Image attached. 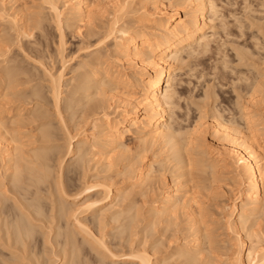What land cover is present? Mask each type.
<instances>
[{
  "label": "bare ground",
  "instance_id": "obj_1",
  "mask_svg": "<svg viewBox=\"0 0 264 264\" xmlns=\"http://www.w3.org/2000/svg\"><path fill=\"white\" fill-rule=\"evenodd\" d=\"M146 1L0 0V264H219L229 241L218 246L208 208L224 173L241 186L240 200L223 210L235 235L224 252L235 264H264V56L255 59L247 43L264 49V0H245V16L233 13L239 31H225L245 37L233 48L246 66L239 71L222 50L229 40L217 29L230 22L216 0H149L152 13ZM52 28L62 63L54 72L42 50ZM68 34L85 51L72 66ZM209 52L223 53L213 70L219 85H239L240 120L210 102L208 82L192 134L181 139L174 123L185 79L176 69L184 54ZM113 58L122 66H110ZM120 99L117 112L108 101ZM208 123L221 148L215 161L203 149ZM128 136L139 144L135 155ZM167 165L173 179L156 194Z\"/></svg>",
  "mask_w": 264,
  "mask_h": 264
},
{
  "label": "rangeland",
  "instance_id": "obj_2",
  "mask_svg": "<svg viewBox=\"0 0 264 264\" xmlns=\"http://www.w3.org/2000/svg\"><path fill=\"white\" fill-rule=\"evenodd\" d=\"M169 0H164V3L166 4V6H169L168 4H169V2H168ZM218 3H219V7H220V9H221V13H223L224 15H225V17H227L226 18V20L228 21V22H230V23H228L229 25L227 26V28H226V30H223L222 31V29H217V30H219L220 31V34H221V37H223L222 38V40H229L230 42H232V40H233V42L234 41H236V42H232V43H230L229 41H227V42H225V46L223 45V43H222V45L224 46H221V48L223 47V53H225V54H232L229 58L230 59H235L234 61H232V65L233 64H235L234 66H236L237 68V71H239V70H243V69H245V64L244 63H242V61L240 62V60H239V62H238V57L237 56H235L236 55V51L235 50H233V48L235 49V48H237V46H242V45H240V44H243V41L245 40V37H242L243 39L241 40V37H239L238 39H237V37H234L233 35H231V36H229V37H227V33L226 32H234V33H237L239 30H238V28H236V27H234L235 25L233 24L234 23V18H233V16H234V14H235V16L237 15V16H240V17H242V15L243 16H245V13H244V11L245 10H243L244 9V3H245V0L243 1V0H216ZM221 1H223V2H221ZM230 1H231V3H230ZM250 3L252 2L253 4L252 5H254V3H256L257 4V2H255V1H257V0H248ZM254 1V2H253ZM259 2L261 1V0H258ZM225 2L227 3V4H225ZM258 2V3H259ZM228 3H229V5H228ZM232 3H233V5H232ZM231 4V5H230ZM254 5V6H256L257 7V5ZM143 5H146L145 7L147 8V10L149 9V13H152V11H153V2L151 3L149 0H147L146 2H143ZM142 5H137V7H141ZM253 6V7H254ZM180 7V6H179ZM188 9V7H187V5H182V7H180L178 10H180V17H185V11ZM230 11V12H229ZM231 13V14H230ZM234 13V14H233ZM135 13H133V15H132V13H131V16L130 17H140L139 15H140V13H137V14H135ZM142 14V13H141ZM130 15V14H129ZM126 18L127 20L128 19H131V18ZM216 22H218V21H216ZM261 23V22H260ZM233 25V26H232ZM228 29V30H227ZM52 30V33L51 34H49V36H47V41H48V44L50 45V46H48V47H42V50H45V52H46V50L48 51V53L50 52V54H52V59H45V61L48 63V65H49V67H50V65H51V67L53 68H51L52 69V71L54 72V71H56L55 69H57L58 67L60 68L61 67V65H62V63H61V57L59 56L58 57V52H57V50H58V33H57V31L55 30V28H52L51 29ZM253 30H255V28H252V29H250V30H248V29H246V32H248L247 33V35L248 34H250ZM226 31V32H225ZM224 33V34H223ZM54 36V37H53ZM225 37V38H224ZM230 38V39H229ZM67 40H68V43H67V45H66V50L64 51V53H65V55H69L71 52L72 53H74V60L72 59V57H71V59L70 58H68V56H67V58L68 59H70V62L68 63L70 66H72V65H74L75 63H77L80 59L82 60V58H83V55H85V51L84 50H81L80 52L78 51V39H76V38H71V35L70 34H68V36H67ZM54 41V42H53ZM113 40L111 41V40H109V42H108V44H110L109 45V47L107 48H105V49H112L113 48V46L111 47V44H113ZM229 42V43H228ZM241 42V43H240ZM249 42V43H248ZM57 43V44H56ZM235 43H236V45H235ZM247 43L249 44V46H251L250 48L254 51V56L253 57H255V59H257V60H262L263 59V57H262V59H261V55L263 54V56H264V49H257V48H255L253 45H252V43H251V41H250V38L247 40ZM226 44H227V46H226ZM239 44V45H238ZM56 45V46H55ZM213 46H215V43L213 44ZM243 47V46H242ZM241 47V48H242ZM253 47V48H252ZM47 48V49H46ZM215 48V47H214ZM213 48V49H214ZM24 50H26L27 49V47L24 45V48H23ZM109 49V50H110ZM226 49V50H225ZM24 50L22 51V49L21 50H19V48L17 47H15L14 49H13V51H12V55H14L13 57H17L18 56V60H19V58L20 59H23V58H21V57H24ZM263 50V51H262ZM14 51L17 53V56H16V54L14 53ZM76 51H77V54H76ZM215 51V50H214ZM225 51V52H224ZM229 51V52H228ZM22 52H24L23 54H22ZM261 52V53H260ZM263 52V53H262ZM83 53V54H82ZM215 54H216V52H214ZM214 53H206V55L205 54H201L200 56H198L197 57V55H192V56H188V55H186V54H184V59H182V65L180 66V67H177V69H176V74H178L177 75V78L178 79H185V81L184 82H182V85H179L178 86V90H180V95L182 96L181 97V101H180V104H181V109H179V108H177L176 110V112H175V118H176V122L174 123V125H175V128L177 129V131H178V133L180 132V134H181V139H183L184 137H185V139L187 138V135H188V137L192 134V130H190V129H193V126L195 125V122H196V115H198V110H197V105L196 104H198V101L200 102V100H202L201 98H203V94H205V89H206V85L207 84H209L210 83V85H212V84H214L215 86H214V94H215V96H213V98H211L210 99V102H213V105H214V103H215V106H217L216 108H219V109H224L223 107H224V105H225V109H226V111H224L223 113L226 115V116H228V117H231V118H236L237 120H240V119H238L239 117H240V115H238L239 114V112H238V109H237V107H235L236 105H234V102H236V100H237V94H238V90H239V92L241 91L240 89H239V85H237L236 87H234L232 84V78L231 77H235V76H233V74H230V73H228L227 75V78H231V79H229V81H227L228 79H226L224 82L225 83H227V82H229V84H225V86L222 88V86L221 85H219V84H221L220 83V80L218 81V80H216L217 78H216V76L214 77L213 75H216V73L218 72V69H217V71L215 70V71H213L214 69H215V65H219V67L221 68V66L220 65H222L220 62H218L219 64H217V60H218V58L220 59V57L223 55V53L219 56H217L216 57V55L214 54ZM11 55V56H12ZM19 55H21V56H19ZM54 55V56H53ZM82 55V57H80ZM210 56V57H209ZM229 56V55H228ZM258 56H260V57H258ZM57 57V58H56ZM78 57V58H77ZM214 57V58H213ZM257 57V58H256ZM212 58V59H211ZM222 58H223V56H222ZM221 58V59H222ZM67 59V60H68ZM110 59H112V58H110ZM114 60H116V59H114L113 58V62L112 61H110V63H109V60H108V64H111L110 66H112V64L114 65V66H117V65H121L122 66V64H120L119 62H117V61H114ZM214 62H213V61ZM77 61V62H76ZM221 61V60H220ZM51 62H52V64H51ZM234 62V63H233ZM72 63V64H71ZM118 63V64H117ZM242 63V64H241ZM26 64H28L27 62H26ZM25 64V65H26ZM30 64H33V63H30ZM54 64V65H53ZM125 64V63H124ZM127 64V63H126ZM125 64V66H127V67H129V65L127 64L126 65ZM244 64V65H243ZM29 65V64H28ZM213 65H214V67H213ZM262 65V66H261ZM261 65H259V66H261V68H264V64L263 63H261ZM240 68V69H239ZM70 68H68L67 69V71L69 70ZM247 69V68H246ZM219 71H220V69H219ZM200 72V73H199ZM213 72H215V74L213 73ZM197 73V74H196ZM202 73H204V74H202ZM208 73V74H207ZM39 74V76H40V73H38ZM199 74H200V76L202 75V83H198L199 82V80H197V77L199 76ZM197 77H196V76ZM232 75V76H231ZM38 76V75H37ZM71 76V73H70V75H68L67 74V76H66V78H69ZM180 78H179V77ZM216 78V79H215ZM181 79V80H182ZM200 79V78H199ZM234 79V78H233ZM215 80V81H214ZM190 82V83H189ZM209 82V83H208ZM219 82V83H218ZM234 82H236V81H234ZM232 83V84H231ZM240 84H241V82H239ZM239 83H237L236 82V84H239ZM231 84V85H230ZM229 85V86H228ZM228 88H227V87ZM231 86V87H230ZM221 87V88H220ZM226 87V88H225ZM240 87H241V85H240ZM233 88V89H232ZM234 88H236V89H234ZM238 88V89H237ZM223 89V90H222ZM222 90V91H221ZM237 91V92H236ZM201 95V96H200ZM229 100V101H228ZM112 100H109L108 101V103H110V104H112V106L114 107V105L115 106H117V105H119V107L117 108V112H121L122 110H123V106H122V103H123V101H122V99H120V100H117V101H113V102H111ZM224 102V103H223ZM217 103V104H216ZM228 104H230V105H228ZM232 104V105H231ZM189 105V106H188ZM223 105V106H222ZM227 105H228V110H229V106L231 107L230 109H232L233 110V115H231L232 113H231V111L229 110H227ZM233 107V108H232ZM178 109H179V111H178ZM183 109V110H182ZM178 115H177V114ZM177 116V117H176ZM209 120V119H208ZM208 127V130H207V134H206V137H207V141L205 142L206 144L204 145V148L203 149H205L206 151H207V156H206V158L208 159V160H211V161H215L216 159H220V157H219V155H218V153H220V150H221V148H219L220 146L218 145V143L213 139V137H212V135L210 134V131H211V127H210V125H209V123H208V125L206 126V128ZM179 129V130H178ZM188 130H190V131H188ZM188 131V132H187ZM181 132H183V133H181ZM185 132H186V134L187 133H190V134H185ZM183 134V135H182ZM186 135V136H185ZM126 144L127 145H129L128 147H130V149L132 150L131 151V153L132 154H136L137 153V151L139 152V149L137 148V147H139L138 145V142H137V140L134 138V137H132V136H128V138H126ZM204 144V143H203ZM199 146V145H198ZM200 146H202V142H201V145ZM157 146H155V149H156V152L157 151H159L158 149H159V147H157ZM165 150V149H164ZM164 153V155H167V152H163ZM153 154H154V152H152V151H150L149 153H148V156H147V158H146V160H150L151 159V157L153 156ZM152 155V156H151ZM133 156V155H132ZM209 156V157H208ZM163 158V157H165V156H163V155H160L159 156V159L160 158ZM161 158V159H162ZM210 158V159H209ZM214 159V160H213ZM223 164V163H222ZM156 166H157V164H156ZM169 167V165H167L166 166V171H165V173H163V175L164 176H166V177H161L160 179H162V180H159V179H155V182H154V189H155V192H156V190H158L159 192H160V190H161V188H162V186H164L165 187V183L166 182H171L172 181V179H173V174L171 173V169H170V167ZM169 169H170V171H169ZM224 176H225V179L227 178V176L228 175H231L232 176V174H223ZM227 175V176H226ZM228 177H230V176H228ZM117 178V177H116ZM224 179V180H225ZM118 180V181H117ZM117 180L115 179V182L117 181V185L118 186H125L127 183V180H124L123 179V177L122 176H118V178H117ZM121 180V181H120ZM163 180H165V181H163ZM167 180V181H166ZM223 180V181H224ZM131 181V180H130ZM221 182V184H219L220 186H217V190H219V192L217 191V192H215V195H214V198L212 199V200H210L209 201V208H208V211H209V213H214V216L213 217H215V218H212V215H210L211 216V219L210 220H214V227H216L215 229H216V235L218 236V235H221V236H219V237H217V240L220 242V245H218L220 248L224 245L223 243H225L226 242V240L227 241H229L230 242V240L231 241H233L234 240V237L233 236H235L233 233H231V231L229 230V229H227V228H224V226H225V211H224V214H223V210L225 209V207L227 206V205H234V203H235V201L237 200V201H239L240 199H239V195H240V188H241V186L240 185H238V183H235L232 179H226V181L225 182ZM119 182V183H118ZM121 182H125L126 184H124L123 185V183H121ZM160 182V183H159ZM161 182H163V183H161ZM234 182V183H233ZM121 183V184H120ZM158 188H157V187ZM163 187V188H164ZM157 188V189H156ZM162 188V189H163ZM219 188V189H218ZM137 191H139V189H136ZM135 190V191H136ZM156 192V194L157 193H159V192ZM163 191V190H162ZM161 191V192H162ZM215 191V190H214ZM160 192V193H161ZM214 193V192H213ZM217 194V195H216ZM218 198H217V197ZM141 196H139V199L138 200H140V202L141 203H143V199H142V197L140 198ZM138 198V197H137ZM214 200H215V202H214ZM212 202V203H211ZM214 202V203H213ZM212 209V210H211ZM214 209V210H213ZM184 216V215H183ZM182 216V214L180 213V215H179V219H178V222L179 223H184V218H185V216L183 217ZM182 217V218H181ZM224 218V219H223ZM261 219H263V221L261 220ZM260 219V223H262L263 224V222H264V216H262V218ZM183 220V221H182ZM216 220V221H215ZM224 220V221H223ZM181 221V222H180ZM262 221V222H261ZM218 222V223H217ZM182 223V224H183ZM217 223V224H216ZM216 224V225H215ZM261 225V224H260ZM220 226V227H219ZM263 226V228L262 229H264V225H261V227ZM217 227H219V228H217ZM226 227V226H225ZM218 230H220V231H218ZM218 231V232H217ZM244 234L245 233H243V236H244ZM233 237V238H232ZM222 239H223V241H222ZM173 241H174V239H173ZM173 241H171V242H173ZM221 242H223V243H221ZM228 242V243H229ZM234 242V241H233ZM247 242V241H246ZM228 243L226 242L225 243V245L224 246H228ZM219 244V243H218ZM222 244V245H221ZM165 245H167V242L165 243ZM223 246V247H224ZM222 247V248H223ZM226 247H224V248H226ZM220 249L219 251H220V254L218 253V256H219V259H223V258H225V256L227 257V255H229V257H227L228 258V260L225 258V260H226V262H225V260L223 259L222 261L223 262H221V261H219L220 263L219 264H235V263H233L234 261H233V257H231V256H233V254L231 255V253H226L225 254V252H228L227 251V248L226 249ZM225 251V252H224ZM222 253V254H221ZM224 253V254H223ZM224 256V257H223ZM225 262V263H224Z\"/></svg>",
  "mask_w": 264,
  "mask_h": 264
}]
</instances>
